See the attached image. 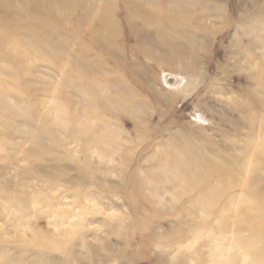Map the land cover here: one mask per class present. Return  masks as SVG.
Instances as JSON below:
<instances>
[{
	"label": "rangeland",
	"instance_id": "obj_1",
	"mask_svg": "<svg viewBox=\"0 0 264 264\" xmlns=\"http://www.w3.org/2000/svg\"><path fill=\"white\" fill-rule=\"evenodd\" d=\"M98 1L117 25L113 55L96 9L39 26L0 18V264H226L245 234L221 214L228 193L204 215L198 186L156 172L169 144L240 161L264 142V0ZM72 37L105 64L97 79L119 78L142 106L105 116L101 156L72 139ZM56 42L60 64L40 50ZM108 87L97 106L122 99Z\"/></svg>",
	"mask_w": 264,
	"mask_h": 264
},
{
	"label": "bare ground",
	"instance_id": "obj_2",
	"mask_svg": "<svg viewBox=\"0 0 264 264\" xmlns=\"http://www.w3.org/2000/svg\"><path fill=\"white\" fill-rule=\"evenodd\" d=\"M188 1L196 2L197 0ZM64 8L78 9L85 13L96 9L102 24V31L96 35L99 39L100 49L106 54L113 55L114 41L118 33L117 25H115L110 15L109 4H103L98 0H80L76 2H68V0H29V2H22L18 5H14L11 0H0V18L3 17L2 19L10 21L14 20L19 24H30L35 19L39 26L51 24L56 22V20L59 21ZM86 18L87 14L84 17L82 16V21L84 22ZM181 19L178 16L174 18V21L179 22ZM169 20L171 21V19ZM94 28L96 29L95 26ZM72 41H74L76 47H73L74 53L72 52L70 65L73 73L69 75V81L77 88L75 91H79L82 94L81 98L83 100V105L80 108L75 103L72 113V139L76 143H82L84 150H90L101 156L106 151L105 146L109 149H112L111 146H113L111 145L113 141L111 140L112 135H110L112 133L110 129L111 123L104 119L105 116L113 114L114 110L126 109L129 106L133 107L131 110H133L135 115L138 112V108H142V106L137 101L132 100L135 97L133 90L119 78L106 79V75L103 74V80L97 79L94 72L97 73L98 70L109 72L106 71L105 64L100 62L98 58L92 59L90 53L86 50L85 44L78 45L74 37H72ZM58 42L55 45L52 44L49 48L40 46V50L50 59H54L53 61L56 64H60L63 56L59 47H63V45ZM174 53L170 56L171 60L176 59L175 56L183 57L185 51L178 54ZM189 65L183 66L184 70L189 72L187 73L188 75H190V70L193 68L189 67ZM110 82L118 90L122 99L115 101L106 99L97 106V92L107 88ZM95 105L100 113L95 111ZM97 118H100L102 125L97 126V129H93ZM262 126L264 128V123ZM114 133L118 135L119 131L116 130ZM166 148V157L158 165L157 176L176 179L186 189L198 186L200 191L193 198V205L197 206L204 215H208L214 209L218 198L223 192L228 193V201L221 214L223 218L233 224L234 231L245 233L246 235L244 234L234 240L233 246L237 249V253L227 259L226 264H263L264 142L261 141L257 149L255 148L250 155H248L247 151L244 152V156L240 161L226 157L223 159L219 154L210 153L206 148L203 150L196 149L195 152H191L189 144L183 147L177 144H169ZM214 175L218 176V180L213 179ZM217 230L219 236L225 233L222 227H218ZM216 247H220V245ZM228 247L230 249L232 244ZM217 264L219 263L217 262Z\"/></svg>",
	"mask_w": 264,
	"mask_h": 264
}]
</instances>
